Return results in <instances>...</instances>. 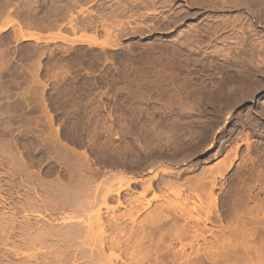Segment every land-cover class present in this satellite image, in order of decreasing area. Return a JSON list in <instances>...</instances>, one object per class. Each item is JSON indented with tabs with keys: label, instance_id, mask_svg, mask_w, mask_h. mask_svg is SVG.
<instances>
[{
	"label": "rangeland",
	"instance_id": "374dc122",
	"mask_svg": "<svg viewBox=\"0 0 264 264\" xmlns=\"http://www.w3.org/2000/svg\"><path fill=\"white\" fill-rule=\"evenodd\" d=\"M131 1L0 0V77L2 76L0 97H3L0 102L3 103L1 109L5 112V116L2 115L5 120V138L15 140L17 153H21L31 171L39 173L40 179L82 185L86 179L84 177L88 174L89 168L83 165L82 167L78 162L80 158L79 161H83L82 156L68 157L62 148L55 149L45 140L54 128L58 130L59 140L61 139L64 145L75 149L77 153H87L89 166L93 172L102 174L110 169L111 172L123 174L125 178L118 181L116 186L124 185V180L127 178H136V180L142 177V179L152 178L154 188L147 191L136 202L138 211L135 213L134 222L130 220V205L116 206L114 202L110 205L113 208L111 211L104 212L102 209L105 219H109L110 222V216L116 215L120 228H123L119 232L122 235L120 234L119 237L118 232L117 235L112 233L114 237L118 236L117 239L124 242L127 236L131 235L128 234L130 231L134 232L135 236L137 235L134 238L137 240L136 245L139 243L142 249L138 248L133 253V259H129L128 254H123L122 260L125 264H140L142 260L143 264H181L186 258L185 255L190 258L191 262L197 264H213L214 254H216L214 249H217L214 245H218L215 234L219 235L223 232L227 236L226 231H232L233 237L235 236L232 240L235 238L237 240L240 236L238 233L241 232L237 233L236 230L242 231L243 228L245 230L243 232H248L246 233L249 237H247L249 240L246 238L249 241H247L248 244L258 249L264 247V115L260 114L264 110V0H261V4L258 3V5H254L255 0H248L251 7L249 8L252 10L249 12L246 7L240 10L232 8L222 10L217 8L216 11L206 8V10L197 5L188 6L185 0H175V8L187 5L193 14L179 20L169 29H163L160 25L162 21H165L162 15L166 16L172 10L167 14L164 10V13L158 14L152 19L153 21L149 20L151 18L138 16L137 12L142 14L148 11L144 7L137 9L135 14L128 12V17H106L105 14L113 8H128L133 3ZM217 1L220 2V0ZM71 16H74L73 19L77 23L75 26L78 29L70 28L68 23L72 19ZM222 18L226 21L228 18L231 21L235 18V20L239 19V22L238 20L233 21L236 26L239 23L237 35L233 30H229L228 33H234L231 34L232 38L217 39L215 43L212 42L213 47L212 43H204L202 49L205 45H210L214 51L221 50V54L226 50L232 56L231 58L235 56L231 59L228 55L230 61L238 56L244 57L248 74L244 94L247 92L249 95L242 94L240 89L238 90L237 83H231L229 87L232 86L231 89L234 88V92L231 91L229 101L225 102L227 109H224V114L219 120L213 114L212 110L216 105L207 92L211 90V86L216 87L215 85L219 83L226 69L231 74L234 70L229 67L225 69L228 63L222 61V57L215 58L209 55L204 56V54H198V56V49L189 53V57L197 56V58L192 57L194 61L191 57L183 61L181 52L172 47L175 46L177 37H180L182 32L192 24L202 25L208 20L219 24V22H224ZM117 19L129 20L124 26L128 28V31L121 32L116 29L111 33L112 35L107 36L101 23H110L112 26ZM156 20L160 22L157 24ZM153 24H155L154 28ZM240 24H243L244 32L248 31L249 39L252 38V40L248 39L249 41L247 40L248 42H245L243 47L246 46L243 49L240 47L237 52L232 49L236 46L234 42H238L242 35V30H238ZM129 27L136 29L130 31ZM155 27L157 29L161 27V29L157 30ZM139 28L142 30H137ZM117 32L119 34L115 37L114 34ZM248 35H244L245 39ZM107 42L116 45L110 47L105 44ZM173 50L178 51V55L176 54L178 61L175 59L176 52ZM171 53H174V57ZM181 60L186 66L180 69V76V74L176 75L177 66H174V69L170 64L176 63L175 61L182 64L179 62ZM164 65H166L165 68L162 67ZM171 68L174 70L169 71ZM159 69L162 70L161 72L165 71L166 74L175 72V77L167 74L168 78H166L164 75L166 81L164 76H160ZM188 71L198 76L194 77ZM183 75L186 83L184 81L182 83ZM174 78H177L180 85L183 84L178 86L182 87V91L173 82L176 81ZM171 82L176 87L174 85L173 88ZM238 95L245 97H241L240 102L236 103ZM48 115H51V120ZM253 119L257 122L253 123ZM6 139L3 142L7 141ZM235 149H239L236 160H234ZM31 154L35 156L34 159H31L33 158ZM11 157L13 156L9 159L12 161ZM5 158H0V161H10L7 157ZM231 160L233 164L227 165ZM219 163L226 171L225 176L221 178L223 180L220 179L222 184L219 182L221 185L218 183L216 187L212 181ZM101 174L97 175L98 179ZM19 177L22 175L6 176L4 179L19 183ZM97 178L96 181H98ZM80 179L81 182H79ZM90 186L92 187L93 183ZM131 187L132 190L127 189L121 192L123 198L127 197V192L132 191L133 195L140 196L142 187L134 185V182L131 183ZM229 189L240 192L238 199L234 201V204L232 202V206L226 211L221 203L226 198V191ZM6 191L13 192L10 188ZM19 192L24 193V190L20 189ZM132 209L135 211L134 206ZM63 210L59 207L55 208L53 210L55 213L52 211L53 215L50 216L52 218L50 222L48 221L49 216L43 209H40L41 212L38 211L40 216L30 213L26 216L23 213L21 215L17 213V221L14 220L11 226L15 224L14 227L17 230H22V227L24 230L25 224L31 225L33 222L35 225L38 224V228L33 225L34 229L30 232L32 231L31 235L37 236L42 233H40L41 225L45 226L44 229L49 227L52 229L53 227L73 228L78 223L77 221L85 218L83 215L88 212L84 210L83 215L70 219L69 217L75 216V213L78 215L81 211L77 213L70 208ZM6 220L10 221L5 219L2 222L7 223ZM71 223L75 224L71 225ZM129 227H132V230H129ZM107 231L106 235H109L112 229ZM177 231L182 233V235L178 234L180 237ZM15 235V238L10 239L14 241L7 243L10 248L13 243L16 245L19 243L18 238L20 237L17 233ZM124 235L125 237L122 238ZM55 238L52 239H59ZM77 239L75 238V243L81 240L79 238L77 241ZM49 240L47 241L50 242ZM226 241L223 242L230 243ZM67 242L64 240L63 243H50L54 245L51 247L60 248L66 244L71 245L74 240ZM235 242L232 241L230 244L231 248L233 243L232 254L229 253L230 257L229 255L225 257L224 254L225 264L245 262L244 255L242 252L239 253L242 249L240 241L238 249L236 248L238 243L235 244ZM35 245L39 250L33 245L28 248L18 244L16 251L7 247L6 250L3 245H0V264H91L87 247L81 246L82 253L81 247L77 246L81 252L77 256L74 254V252L78 253L77 250L74 251L75 248L69 247L66 252L59 254L60 257H55V255L53 257L48 253L50 247L40 248L39 244ZM69 251L72 252L69 253ZM259 251L261 257H264V252ZM32 252L36 257L38 256V261L29 256L33 255L30 254ZM115 252L120 253L118 250ZM46 256L56 260L53 258L47 260ZM226 259L229 261L226 262ZM118 264L122 262L119 260Z\"/></svg>",
	"mask_w": 264,
	"mask_h": 264
},
{
	"label": "bare ground",
	"instance_id": "6f19581e",
	"mask_svg": "<svg viewBox=\"0 0 264 264\" xmlns=\"http://www.w3.org/2000/svg\"><path fill=\"white\" fill-rule=\"evenodd\" d=\"M33 1V0H32ZM129 1H131V0H129ZM117 2V1H116ZM131 2H133L132 4H130V6L128 7V4H127V7L128 8H130V9H128V8H122V9H119V8H113V10L112 11H109L107 14H105L106 15V17H119V16H122V17H128L127 15H128V12H129V14H131V13H134L135 14V11H137V9H139L140 7L141 8H145V9H148V11L145 13H139V12H137L138 13V16H144V17H146V18H151V19H149V20H152V19H154L155 17H157V15L158 14H161V13H164V12H166L165 14H167L168 12H170V10H172V12L171 13H168V15H166V16H164V15H162L163 17H165V21L163 22H161V27L163 28V29H169V28H172L179 20L181 21V20H183L184 18H187V17H190L193 13L191 12V8H189L188 6H192V5H197V6H199V7H201V8H203V9H210V10H214V11H216L217 10V8L219 9V8H221V10L224 8V9H226V8H232V9H238V10H240L241 8H243V7H246V9H248V12H249V10H251L250 8V6H249V3H248V0H220V2H218L217 0H185V2H187V4H188V6L186 5V6H180V7H178V8H175L174 6V4L176 3V1L175 0H132ZM130 2V3H131ZM254 2V1H253ZM255 4L254 5H258V3H260L261 4V0H255V2H254ZM7 4H8V2H7ZM17 4V3H16ZM96 4V3H95ZM259 4V5H260ZM264 4V3H263ZM181 5V4H180ZM246 5V6H245ZM15 6V5H14ZM83 6V5H82ZM88 6V5H87ZM54 7V6H53ZM116 7V6H115ZM118 7V6H117ZM250 7V8H249ZM260 7V6H259ZM258 7V8H259ZM84 8H86V7H84ZM83 8V9H84ZM200 8V9H201ZM263 8V7H262ZM34 9V8H33ZM159 9H161V10H159ZM163 9V10H162ZM206 9V10H207ZM59 10V9H58ZM79 10H81L82 11V9H79ZM164 10H166V11H164ZM198 10V9H197ZM258 10V9H257ZM262 10V9H261ZM164 11V12H163ZM225 11V10H224ZM252 11V10H251ZM102 12V11H101ZM243 12V11H242ZM254 12V11H253ZM70 13H72V12H70ZM80 13V12H79ZM212 13H213V11H212ZM226 13V12H225ZM229 14V13H228ZM259 14V13H258ZM70 15H72V14H70ZM81 15H83V14H81ZM108 15V16H107ZM210 15V14H209ZM104 16V15H103ZM130 16V15H129ZM195 16V15H194ZM206 16H208V15H206ZM213 16V15H212ZM212 16H210V17H212ZM11 17V16H10ZM105 17V16H104ZM214 17V16H213ZM226 17V16H225ZM228 17V16H227ZM241 17V16H240ZM240 17H238V18H240ZM58 18V17H57ZM60 18V17H59ZM71 18L72 19H70L69 20V26H70V28H72V29H78L75 25L77 24L75 21H74V16L72 17L71 16ZM76 18V17H75ZM98 18V17H97ZM202 18V17H201ZM215 18V17H214ZM237 18V20H238V22H239V19ZM11 19V18H10ZM64 19V18H63ZM205 19V18H204ZM208 19V18H207ZM221 19V18H220ZM223 19V18H222ZM227 19V18H226ZM236 19V18H235ZM234 19V20H235ZM241 19V18H240ZM244 19V18H243ZM76 20V19H75ZM128 20V19H127ZM127 20H125V21H121V20H118L117 19V21L114 23V25L112 24V26H111V24L110 23H101L102 24V28H103V30L105 31V33L107 34V36H109V35H112L111 33L113 32V31H116V29H118V30H120L121 32L122 31H125V30H127L128 28H126V27H124V26H126V24L129 22V20L127 21ZM158 20H162V19H158ZM230 18H228V21H226L225 19H223V23L222 22H219V24L217 23V22H214V21H205V22H207V23H205V24H202V25H200V23H195V24H192V26L191 27H189L187 30H184L183 32H182V35L180 36V37H177V40H176V42H175V46L174 47H172V48H177V50H179L180 52H181V57H182V60L183 61H185V60H188L190 57L192 58V57H195V56H192L191 54V56L189 57V53L190 52H192V51H194L195 49H198V53H197V55L199 54V55H203L204 54V56L205 55H209V57L211 56V57H215V58H221L222 57V61H224V62H226V63H228V65H226V67H225V69L226 68H228L229 67V69L231 68V70H234V71H232L233 73L231 74V72H227V69H226V72L225 73H223L224 75L222 76V78L220 79V81H219V83L218 84H216L215 86L216 87H214V86H211V90H209L207 93H208V95L212 98V100L214 101L213 103H215V105H216V107L212 110L214 113L213 114H215L216 116L215 117H218L219 118V120L221 119V117L223 116V111H224V109L226 108L227 109V106H225L226 105V101L228 100V98H229V96H230V94H231V91H233L234 90V88H233V90L231 89V87H229L230 86V84L231 83H237L238 85H237V87H238V90L240 89V92L242 93V94H244V90H245V85H246V83H247V76H248V74H247V72H246V69H247V66H246V64H245V58L244 57H242V56H238L237 58H235L234 60H232V61H230V59H229V57H228V55H230V53H228V52H226V50H225V53L223 52L222 54L220 53V52H222L221 50H218V52H217V50L216 51H214V48H212L213 47V43H215V41H217V39H221L222 38V40H226V39H228V38H230L231 37V34L233 35L234 33L233 32H235V34L237 35V26L239 25V23H238V25L236 26V24H234V22H236L237 20H230ZM65 21V20H64ZM77 21V20H76ZM101 21V20H100ZM115 21V20H114ZM153 21V20H152ZM204 21V20H203ZM234 21V22H233ZM242 21V20H241ZM7 22V21H6ZM6 22L4 23V24H6ZM68 22V21H67ZM96 22V21H95ZM103 22V21H102ZM155 22H157V20L155 21ZM155 22H153V23H155ZM160 22V21H159ZM159 22H157V24L159 23ZM243 22V21H242ZM251 22V21H250ZM91 23V22H90ZM137 23V22H136ZM203 23V22H202ZM82 24H84V23H82ZM94 24V23H93ZM100 24V25H101ZM156 24V23H155ZM155 24H153V28H154V26H155ZM243 24H245V23H243ZM243 24H240V26H239V28H238V30L239 29H241L242 31H241V38L239 39V41L238 42H234L235 43V48L234 49H232V47H231V49L232 50H235V51H239V49H240V47L243 49L244 47H243V45L245 44V42L247 43L250 39V36L248 35V31L246 32L247 34H245V32H244V28H242V26H243ZM64 25V24H63ZM85 26H86V24H84ZM92 25V24H91ZM151 25V27H152V24H150ZM248 25V24H247ZM1 26H3V25H1ZM88 26V25H87ZM146 26V25H145ZM99 27V26H98ZM116 27V28H115ZM148 27H149V25H148ZM151 27H149V28H151ZM161 27L159 28V29H161ZM2 28H4V27H2ZM130 28V31H131V29H133V31L136 29L135 27H129ZM148 28V29H149ZM230 28V29H229ZM236 28V29H235ZM81 29V28H80ZM140 29L142 30V28H139V29H137V30H139L140 31ZM155 29H157V27H155ZM159 29H157V30H159ZM162 29V30H163ZM16 30V29H15ZM151 30H152V28H151ZM229 30L231 31V30H233V32H231V33H228L229 32ZM23 31V30H22ZM128 31V30H127ZM126 31V32H127ZM15 32V31H14ZM137 32V31H136ZM24 33H25V31H24ZM27 33V32H26ZM115 33V32H114ZM113 33V34H114ZM244 33V34H243ZM18 34V33H17ZM20 34V33H19ZM28 34V33H27ZM30 34V33H29ZM105 34V35H106ZM119 33L117 32L116 34H114L115 35V37L118 35ZM244 35H248L247 37H246V39H245V36ZM31 36V35H30ZM127 36V35H126ZM240 36V35H239ZM23 37H26L25 35H23ZM111 37V36H110ZM245 39H243V38ZM255 37V36H254ZM27 38V37H26ZM35 38V37H34ZM232 38V37H231ZM237 38V37H236ZM175 39V38H174ZM173 39V40H174ZM249 39V40H248ZM35 40V39H34ZM111 40V39H110ZM248 40V41H247ZM251 40H252V38H251ZM250 40V41H251ZM111 42H113V41H111ZM213 42V43H212ZM223 42V41H222ZM227 42V41H226ZM254 42V41H253ZM264 42V41H263ZM204 43H206V44H209V43H212V47L210 48V45L208 46V45H205L204 46V48L202 49V44H204ZM217 43V42H216ZM105 44H107L108 46H110V47H115V45L116 44H111V43H105ZM161 44V43H160ZM215 45H217V44H215ZM105 46V45H104ZM160 46V45H159ZM168 47V46H167ZM166 48V47H165ZM171 48V47H170ZM210 48V49H209ZM257 48V47H256ZM153 49V48H152ZM159 49V48H158ZM164 49V48H163ZM209 49V50H208ZM262 49V48H261ZM170 50V49H169ZM177 50H173L174 52H176L175 53V59L177 60ZM165 51V50H164ZM172 51V52H173ZM184 51V52H183ZM167 52V51H166ZM195 52V51H194ZM193 52V53H194ZM217 52V53H216ZM230 52V51H229ZM233 52V51H232ZM151 53V52H150ZM153 53V52H152ZM214 53V55H212ZM171 54H173V57H174V53H171ZM177 54V55H176ZM239 54V53H238ZM263 54V53H262ZM166 55V54H165ZM170 55V54H169ZM198 55V56H199ZM171 56V55H170ZM237 56V55H236ZM208 56H206V58H207ZM232 56L230 55V58H231ZM235 57V56H234ZM233 57V58H234ZM157 58H159V57H157ZM171 58H172V56H171ZM179 58H180V56H179ZM196 58H197V56H196ZM200 58H201V56H200ZM233 58H231V59H233ZM261 58V57H260ZM154 59V58H153ZM152 59V60H153ZM172 59H174V58H172ZM195 59V58H194ZM179 60V59H178ZM177 60V61H178ZM182 60L181 61H179V62H181L182 63ZM220 60V59H219ZM177 61H175L176 63H172L171 61H170V63H172V64H170L171 66H173L172 68H174V66H177V73H176V75H179L180 74V69H184V67L186 66V65H184L185 63L183 62L182 64H180V63H177ZM192 61H194L193 60V58H192ZM256 61V60H255ZM159 62V61H158ZM157 62V63H158ZM188 62V61H187ZM223 62V63H224ZM262 62V61H261ZM155 63V62H154ZM153 63V64H154ZM165 63H167L168 64V62H165ZM200 64H201V62H199ZM204 64V63H203ZM147 65V64H146ZM198 65V64H197ZM165 66L166 65H164V66H162V67H164L165 68ZM184 66V67H183ZM190 66V65H189ZM204 66V65H203ZM225 65H223V67H224ZM169 66H167V68H168ZM188 67V66H187ZM232 67H233V69H232ZM147 68V67H146ZM151 68V67H150ZM163 68V69H164ZM166 68V69H167ZM172 68L171 69H169V71H171L172 70ZM207 68V67H206ZM144 69V68H143ZM162 69V68H161ZM162 69V70H163ZM175 69V68H174ZM173 69V70H174ZM224 69V68H223ZM224 69V70H225ZM149 70V69H148ZM161 70V71H162ZM165 70V69H164ZM172 70V71H173ZM187 70H189V69H187ZM158 71H160V69L158 70ZM160 71V72H161ZM166 71V70H165ZM164 71V72H165ZM190 71V70H189ZM188 71V72H189ZM160 72H157V73H159L160 74ZM164 72H161V74H160V76H166V78H168V76H170V75H172L173 77H175L174 76V73L175 72H172L173 74H169V72L167 73V74H169L168 76H167V74H166V72L164 73ZM142 73V72H141ZM144 73V72H143ZM142 73V74H143ZM164 73V74H163ZM181 73H182V71H181ZM185 73H187V72H185ZM190 73V72H189ZM192 73V72H191ZM190 73V74H191ZM250 73V72H249ZM158 74V75H159ZM163 74V75H162ZM183 74V73H182ZM194 74V73H193ZM4 75V74H3ZM185 75V74H184ZM183 75V80H182V83H183V81L185 80V76ZM189 75V74H188ZM192 75V74H191ZM191 75H190V77H191ZM165 76H164V78H165ZM180 76H181V74H180ZM186 76H187V74H186ZM192 76H194V75H192ZM196 76H198V75H195L194 77H196ZM2 77V76H1ZM0 77V78H1ZM171 77V76H170ZM188 77V76H187ZM193 77V78H194ZM164 78H162V79H164ZM166 78H165V80H166ZM177 78H179V77H177ZM177 78H174V79H176V81H173V80H171V81H173V82H175L176 84H177V87L179 86H181V85H183V84H181L180 85V83H178L177 82ZM172 79V78H171ZM180 79H182L181 77H180ZM187 79V78H186ZM191 79V78H190ZM189 79V80H190ZM195 79V78H194ZM193 79V80H194ZM2 81V80H1ZM160 81V80H159ZM167 81V80H166ZM166 81H164V82H166ZM168 81H170L169 79H168ZM178 81H179V79H178ZM202 81V80H201ZM158 82V81H157ZM163 82V83H164ZM173 82H171V86H173V88H174V85H172V83ZM180 82H181V80H180ZM185 82V81H184ZM187 82V81H186ZM185 82V83H186ZM256 82V81H255ZM201 83V82H200ZM169 84V83H168ZM179 84V85H178ZM186 85V84H185ZM263 85V84H262ZM160 86V85H159ZM163 86V85H162ZM220 86V87H219ZM170 87V85L167 87L168 88V90L170 89L169 88ZM175 87H176V85H175ZM178 87V88H179ZM189 87V86H188ZM193 87V86H192ZM212 87H214L213 89H212ZM173 88H171V89H173ZM182 88V87H181ZM181 88H179L180 90H181ZM185 88V87H184ZM259 88V87H258ZM1 89V88H0ZM163 89V88H162ZM166 89V88H165ZM176 89V88H175ZM174 90V89H173ZM177 91H178V89H176ZM186 90V89H185ZM247 90V89H246ZM153 91V90H152ZM182 91V90H181ZM236 91V90H235ZM234 92V91H233ZM238 92V91H237ZM236 92V93H237ZM239 92V93H240ZM1 93V92H0ZM162 93V92H161ZM174 93V92H173ZM238 93V94H239ZM247 93V92H246ZM245 93V94H246ZM170 94V93H169ZM193 94V93H192ZM244 94V95H245ZM232 95V94H231ZM240 96V95H238L239 96V98L238 99H236L235 101H236V103L237 102H240L239 100H241L240 98L241 97H245V96ZM247 95H249L248 93H247ZM1 96V95H0ZM3 96V95H2ZM203 96V95H202ZM147 97V96H146ZM159 97V96H158ZM207 97V96H206ZM3 98V97H2ZM1 97H0V100L2 99ZM231 98V97H230ZM247 98V97H246ZM186 99V98H185ZM200 99V98H199ZM139 101V100H138ZM137 101V102H138ZM229 101V100H228ZM15 102V101H14ZM145 102V101H144ZM173 102V101H172ZM181 102V101H180ZM199 102V101H198ZM7 103V102H6ZM235 103V104H236ZM154 104V103H153ZM185 104V103H184ZM234 104V103H233ZM8 105V104H7ZM18 106V105H17ZM11 107V106H10ZM16 107V106H15ZM174 107V106H173ZM228 107H229V105H228ZM232 107V106H231ZM1 108H3V103L2 102H0V110H1V114H0V158L1 159H4L5 157H7L8 159H9V157L10 156H13V157H11L12 158V161L10 160V161H8V160H1L0 161V245H3L4 247H5V249H6V247L7 248H9L10 250L13 248V250H15L16 251V247L18 248V244H20V245H22V246H24V247H28L29 248V246H36L35 244H39L38 246H40V248H43V247H47V248H49L50 247V250L48 249V253H49V256H51L50 254H52V256L54 257V255H55V257H58L59 256V254L61 255L62 253L61 252H66L67 251V249L70 247L71 249L72 248H75V250L74 251H76L77 250V252L78 253H75L74 252V254H76V256L77 255H79V254H81V252L83 253V250H82V247L81 246H83V247H87L88 249H89V257H90V259H91V264H118V261L120 260V262H122V264H125V261H123L122 260V257H123V254H128L129 255V259H133V253L136 251V250H138V248H141V246L140 245H136V243H137V240H135L134 238H136L137 237V235L135 236L133 233L134 232H129L128 234L130 235V236H127V239L123 242L122 240L120 241L119 239H117V237L119 236L120 237V234L122 235V233H119L120 231H122V229L120 228L121 226H120V223H118L119 221H117V219L118 218H116L115 216L116 215H113L112 217L110 216V219H111V221L109 222V219H105L104 218V216H103V211H102V209H104V212L106 211V212H108V211H111L113 208L110 206L111 205V203H114L115 202V205L116 206H126V204L127 205H130L131 207H130V213H129V215H130V220L132 221V222H134L135 220H136V217H135V213L138 211L137 209H138V204L136 203V202H138L139 201V198L142 196V195H144L147 191H150V190H152L154 187L152 186L153 185V183H152V178H146V179H137L136 180V178L135 179H133V178H127L126 180H124V185H119V186H116V183H118V181H120L121 179H123V178H125L124 176H123V174L121 175V173H116V172H111V170L109 169H107V171H105V172H102V174H101V177H100V179H98L97 178V175H100L99 173H97V172H93L92 171V169L90 168V164H89V158H88V156H87V153L86 152H80V153H77V151L75 150V149H73V148H70V147H68V146H66V145H64V142H61V139L59 140V135H58V130L56 129V128H54V129H52L51 130V133H50V136H48L45 140H47L48 142H49V144L51 145V146H53L55 149H61L62 148V151L64 152V154L65 155H67L68 157H71V158H75V157H77V156H79L80 155V157L82 156V159H83V161L81 162V161H79L81 158L80 157H78V158H80L79 160H78V162H80V164H81V166L83 165V166H85V167H87V169L85 168V170H87L88 171V174H87V176L86 177H84V181H83V184L82 185H78V184H73V183H71V182H68V183H66V181L65 182H61V181H59V180H57V181H54V180H44L43 178L42 179H40L39 178V176H38V174H36L34 171H31L30 169H29V166H28V162L23 158V156L21 155V153H17L18 152V150H17V148H16V146H15V140L13 139V138H8V139H6L5 138V135H6V131H5V129H4V123H5V120L2 118V115H4L5 116V112H3L2 111V109ZM14 108V107H13ZM17 108V107H16ZM187 108V107H186ZM170 110V109H169ZM144 112V111H143ZM203 112V111H202ZM262 112V111H261ZM260 112V114H262V115H264V110H263V112L261 113ZM180 113V112H179ZM49 116V120H51V115H48ZM12 118V117H11ZM24 118V117H23ZM48 118V117H47ZM241 119V118H240ZM8 120V119H7ZM18 120V119H17ZM11 121V120H10ZM14 121V120H13ZM26 121V120H25ZM252 121V120H251ZM250 121V122H251ZM17 122V121H16ZM245 122V121H244ZM253 123H256L257 121L255 120V119H253V121H252ZM251 122V124H253ZM7 123V122H6ZM49 123V122H48ZM18 124V123H17ZM26 124V123H25ZM50 124V123H49ZM250 124V125H251ZM259 124V123H258ZM11 125V124H10ZM27 125V124H26ZM255 125V124H254ZM257 125V124H256ZM255 125V126H256ZM19 126V125H18ZM29 126V125H28ZM11 132H12V130H11ZM18 133V132H17ZM204 134V133H203ZM8 136V135H7ZM10 136V135H9ZM8 136V137H9ZM12 137V136H11ZM4 139H6L7 141H4L3 142V140ZM31 141V140H30ZM248 147V146H247ZM20 151V150H19ZM133 152V151H132ZM34 153V152H33ZM234 153H235V155H234V160H236V159H238V156H237V154L239 153V149H235V151H234ZM148 154V153H147ZM63 155V154H62ZM31 156H33V154H31ZM144 156V155H143ZM154 156V155H153ZM35 158V156H33V158H31V159H34ZM70 158V159H71ZM6 159V158H5ZM77 159V158H76ZM72 160V159H71ZM73 161H74V159H73ZM146 161H147V159H146ZM75 162H76V160H75ZM247 162V161H246ZM225 163V162H224ZM233 164V162H232V160L231 161H229V164H227V165H229L230 166V164ZM79 164V165H80ZM220 164V163H219ZM218 164V165H219ZM252 165V164H251ZM80 166V167H81ZM82 166V167H83ZM216 166V165H215ZM225 166V165H224ZM229 166H226V167H229ZM68 169V168H67ZM73 169V168H72ZM75 169V168H74ZM91 169V170H90ZM89 170H90V173H89ZM86 171V172H87ZM225 169L224 168H222L221 167V164L219 165V166H217V168H216V173H215V175L213 176L214 177V179H213V184L216 186L219 182H220V179L223 177V176H225ZM259 173V172H258ZM15 174H20V175H22V177H19L20 178V182L18 183V182H12L11 180H5L4 179V177H11V176H13V175H15ZM90 174V175H89ZM227 175V174H226ZM243 175V174H242ZM238 176V175H237ZM256 176V175H255ZM25 177V178H24ZM212 177V178H213ZM258 177V176H257ZM96 178H97V180L98 181H96ZM225 178V177H224ZM79 179V178H78ZM82 180H83V178H81ZM80 179V181L79 182H81L82 180ZM248 179V178H247ZM260 179V178H259ZM221 180H223V179H221ZM227 180H228V178H227ZM226 180V181H227ZM25 181V182H24ZM233 181V180H232ZM134 182V185H138V186H140V187H142L141 188V191H140V196H136V195H133V191L132 192H127V197L126 198H123V196H122V194H121V192L123 191V190H127V189H131L132 190V187H131V183H133ZM237 182H239L238 180H237ZM236 182V183H237ZM91 183H93V186L91 187L90 185H91ZM221 183V182H220ZM219 183V184H220ZM167 184V183H166ZM218 184V185H219ZM222 184V183H221ZM220 184V185H221ZM238 184V183H237ZM232 185V184H231ZM7 186L10 188V189H12L13 190V192H10V191H6V190H8L9 188H7ZM166 186V185H165ZM213 186V185H212ZM217 187V186H216ZM219 187V186H218ZM226 187V186H225ZM236 187V186H235ZM14 188H16V190H14ZM229 188V187H228ZM20 189H22V190H24V193H21V192H19L20 191ZM223 189V188H222ZM155 190V189H154ZM227 190V189H226ZM79 192H81L80 194H79ZM227 192V195H226V198L223 200V202L221 203L222 204V206H223V208H224V210H229V208H230V206H232L231 204H232V202H233V204L235 203L234 201L236 200V199H238V196H239V192L237 193L235 190L234 191H232V190H228V191H226ZM8 194V195H7ZM241 194V193H240ZM6 195V196H5ZM14 195V196H13ZM76 195V196H75ZM73 196H75V198L73 197ZM16 198H18V199H16ZM79 198V199H78ZM21 199V200H20ZM79 200V202L80 201H82L81 203H79L78 202V200ZM79 204V205H78ZM133 206L135 207V211L132 209L133 208ZM234 206V205H233ZM61 208V209H72V210H74V211H76L77 213H79L78 211H88V212H86V214H84V212H82V214H81V212H80V214H74L75 216H71L70 214H67V215H70L71 217H69L70 219L72 218V217H78L79 215H83V216H85V218H83L82 216V218L83 219H81V220H79V221H77L78 223H76V221H75V223H71V225H76V226H74L73 228H66V229H63L64 227H62V228H58V227H53V229L52 228H50L49 226V228L48 229H44V225L42 226L41 225V229H42V231H40L39 229H37V230H39L40 231V235H31V232H30V230L31 229H34V226L33 225H35V223L33 224V222H32V224L30 225V224H25V226H24V230H23V227H22V230L25 232H23L22 230H20V231H22L21 233H19L20 231L19 230H17L16 229V227H14V225L13 226H11V224H13V222H14V220H15V222L17 221V213L19 214V215H21V213H23V215H29L28 213H30V214H33V215H37V216H40V213L38 212V211H40V209H43L44 211H45V214H47L48 216H49V218H48V221L50 222V219L52 220V218L50 217V216H52L53 215V213H52V211L53 210H55V208ZM2 208H3V210H2ZM246 209V208H245ZM60 210V209H59ZM63 210V211H64ZM250 210V209H249ZM253 210V209H252ZM57 211V210H56ZM66 211V210H65ZM74 211H72L73 213H74ZM225 211V212H226ZM232 211V210H231ZM41 212V211H40ZM54 212V211H53ZM55 213V212H54ZM258 213V212H257ZM66 214V213H65ZM64 214V215H65ZM227 214V213H226ZM228 214H229V212H228ZM244 214V213H243ZM18 215V216H19ZM237 215V214H236ZM43 216H44V214H43ZM55 216V215H54ZM66 216V215H65ZM228 216V215H227ZM226 216V217H227ZM249 216V215H248ZM254 216V215H253ZM264 216V215H263ZM29 217V216H28ZM28 217H26V218H28ZM45 217V216H44ZM229 217H230V215H229ZM255 217V216H254ZM260 217V216H259ZM20 218V217H19ZM21 218H22V216H21ZM25 218V217H24ZM46 218V220H47V217H45ZM44 218V219H45ZM63 218V217H62ZM65 218H67V216L65 217ZM231 218V217H230ZM262 218V217H261ZM5 219H9L10 221H8V220H6V221H8V222H10V223H6V222H2V221H4ZM56 219V218H55ZM58 219V218H57ZM61 219V218H60ZM64 219V218H63ZM227 219H228V217H227ZM24 220V219H23ZM65 220H67V219H65ZM25 221V220H24ZM53 221H55V220H53ZM61 220H59V222H60ZM263 221V220H262ZM21 222H23L22 220H21ZM28 222V221H27ZM31 222V221H30ZM56 222V221H55ZM62 222H63V220H62ZM74 222V221H73ZM131 222V223H132ZM24 223V222H23ZM110 223V224H109ZM112 223V224H111ZM237 223V222H236ZM37 224V223H36ZM60 224V223H59ZM264 224V223H263ZM17 225V224H16ZM19 225H20V223H19ZM38 225V224H37ZM37 225H35V226H37ZM122 225V224H121ZM63 226H66V225H64L63 224ZM110 226H112V228L110 227ZM229 226V225H228ZM20 227H21V225H20ZM19 227V228H20ZM36 228H38V226L36 227ZM107 228H111L112 229V232H110L111 233V236H110V233H109V235L107 234L106 235V229ZM130 229L129 230H132V227H129ZM222 228V227H221ZM234 228H235V226H234ZM18 231H16V230ZM111 229H109V230H111ZM124 229H126V228H124ZM238 229V228H237ZM241 229H242V227H241ZM263 229V228H262ZM108 230V231H109ZM128 230V229H127ZM128 230V231H129ZM229 230H231V229H229ZM34 231V230H33ZM35 231H36V229H35ZM34 231V232H35ZM107 231V232H108ZM114 231V232H113ZM218 231V230H217ZM243 231H245L244 230V228H243V230L242 231H240L239 229H238V231L236 230V232L238 233V232H241V233H238L240 236H238V237H240L239 238V240H238V237H237V240H236V238H235V240H232V238H234L233 237V232L232 231H226V233L228 234L227 236L226 235H224L225 233H223L222 232V230H220V232H222L221 234H219V235H217V234H215L216 236H214V237H217V239H216V242H217V246L216 245H214L215 247H217V249H214V250H216L214 253H216V254H214V256H215V259H213V264H225L224 262L225 261H223V259L225 258V257H228V255H229V253H231V251H232V249L231 248H233V243H232V246H231V248H230V244H231V242L233 241V242H235V244L236 243H238L235 247L238 249V246H239V241H240V246H241V251L239 252V253H241L242 252V254L244 255V257H245V262H243V264H264V257H261V255L258 253V251H259V249L260 248H262L263 249V251H259V252H264V247H259V249L258 248H256V246L254 247V245L253 246H251L252 244H248V232H243ZM37 232V231H36ZM119 233V235L118 236H116V237H114V235L113 234H118ZM180 232H182L181 230H180ZM180 232H178L177 231V235L178 234H181L182 235V233H180ZM219 232V231H218ZM229 232V233H228ZM235 232V233H236ZM15 233H17L18 234V236L20 237V239L18 238V240H19V243H17V245L16 244H12V247L10 248V247H8L7 246V243H9V241H14V240H10L11 238H13L14 236H16L15 235ZM113 233V234H112ZM247 233V234H246ZM252 233V232H251ZM255 233H257V232H255ZM125 234V233H124ZM136 234V233H135ZM138 234V233H137ZM26 235V236H25ZM236 235V234H235ZM33 236V237H32ZM179 236V235H178ZM255 236H257V235H255ZM260 236V235H259ZM55 238V237H58L59 239H57V240H55V239H52V238ZM125 237V235L122 237V238H124ZM180 237V236H179ZM178 237V238H179ZM248 237V238H247ZM254 237V236H253ZM262 237V236H261ZM15 238V237H14ZM17 238V237H16ZM75 238H78L77 239V241L79 240V238L81 239L80 241H78V242H76L75 243ZM177 238V237H176ZM248 240H247V239ZM51 241H50V240ZM74 240V243H70L71 245H65V246H62V247H57V248H54V247H51V246H54V245H52V243H50V242H53V244L54 243H59V242H64V240H66V241H68L67 243H69V240ZM228 240V241H226V240ZM257 239V238H256ZM260 239V238H259ZM258 239V240H259ZM47 240H49L50 242H48ZM132 240H135V241H133L132 242ZM232 240V241H231ZM262 240V239H261ZM223 241H226V242H230V243H226L225 244V242H223ZM248 241V242H247ZM251 241V240H250ZM253 241H254V239H253ZM73 242V241H72ZM216 242H214V243H216ZM264 242V241H263ZM255 243V242H254ZM257 243V242H256ZM76 244V245H75ZM225 244V245H224ZM263 245V244H262ZM2 246V247H3ZM37 246V247H38ZM57 246V245H56ZM55 246V247H56ZM61 246V245H60ZM77 246H80L81 247V252L77 249ZM221 246V247H220ZM239 246V247H240ZM259 246V245H258ZM261 246V245H260ZM23 247V248H24ZM79 247V248H80ZM183 247V246H182ZM223 247V248H222ZM39 248V247H38ZM184 248V247H183ZM183 248H182V250H183ZM35 249H37L36 247H35ZM63 251H62V250ZM86 249V248H85ZM142 249V248H141ZM221 249V250H220ZM231 249V250H230ZM239 249V250H240ZM7 250V249H6ZM28 250V249H27ZM37 250H39V249H37ZM120 251V253H116L115 251ZM222 250H223V252H222ZM230 250V251H229ZM234 250H235V248H234ZM9 251V250H8ZM7 251V252H8ZM38 252V251H37ZM70 252H72V251H69V253ZM106 252H108V253H106ZM184 252V251H183ZM34 253H36V251L34 252ZM33 252L32 253H30V254H33V255H29L30 257H33L36 261H38V256L36 257L35 256V254H34ZM39 253H40V251H39ZM87 253H88V250H87ZM185 253V252H184ZM45 254H46V252H45ZM183 254V253H182ZM211 254V253H210ZM210 254H209V256H210ZM226 256H225V255ZM232 254V253H231ZM238 254V253H237ZM37 255V254H36ZM68 255V254H67ZM75 256V255H74ZM225 256V257H224ZM53 257H51V259H50V257L48 258L47 256L45 257V258H47V260H52V258ZM60 257V256H59ZM156 257V256H155ZM185 257L186 258H184L183 259V261H182V263L181 264H197V263H194V262H191V260H190V258H188V256L187 255H185ZM229 257H230V255H229ZM243 257V258H244ZM42 258H43V256H42ZM62 258V257H61ZM53 259H55V258H53ZM227 259H229V258H227ZM227 259H226V262H228L227 261ZM240 259V258H239ZM56 260V259H55ZM225 260V259H224ZM195 261V260H194ZM35 262V261H34ZM45 262V261H44ZM48 262V261H47ZM36 263V262H35ZM144 262H143V260L142 261H140V264H143ZM212 263V262H211ZM231 263V262H230ZM42 264H45V263H42ZM240 264H242V262L240 263Z\"/></svg>",
	"mask_w": 264,
	"mask_h": 264
}]
</instances>
